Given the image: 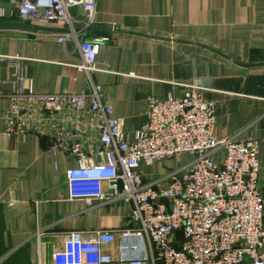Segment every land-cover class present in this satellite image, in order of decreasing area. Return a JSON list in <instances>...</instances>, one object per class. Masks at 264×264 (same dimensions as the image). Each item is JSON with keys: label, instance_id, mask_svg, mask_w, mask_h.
<instances>
[{"label": "crops", "instance_id": "1", "mask_svg": "<svg viewBox=\"0 0 264 264\" xmlns=\"http://www.w3.org/2000/svg\"><path fill=\"white\" fill-rule=\"evenodd\" d=\"M15 1L0 0L4 10L12 4L11 15L0 21L18 20ZM96 3L94 23L76 24L77 39L65 44L57 40L68 31L62 22L38 23L49 28L43 30L0 27V91L17 88L21 71L25 86L36 92L89 89L88 75L78 67V42L107 37L91 75L130 137L147 122L149 97L181 94L186 84H197L215 103L217 140H260L264 190V0ZM71 12L82 18L81 7ZM7 103L0 97V264H50L63 254L73 231L131 225V207L122 201L89 205L70 199L67 170L75 158L51 149L45 135H9L3 119ZM174 159L143 163L141 171L147 180H157L175 168L165 166ZM108 250L116 255L117 245Z\"/></svg>", "mask_w": 264, "mask_h": 264}, {"label": "built area", "instance_id": "2", "mask_svg": "<svg viewBox=\"0 0 264 264\" xmlns=\"http://www.w3.org/2000/svg\"><path fill=\"white\" fill-rule=\"evenodd\" d=\"M81 7L82 18L71 10ZM18 20L62 22L63 44L77 39L76 24L95 21L96 0H16ZM0 17H6L0 8ZM107 37L78 42L80 70L90 88L79 93L36 92L20 84L3 113L6 132H32L49 138L52 149L72 155L67 170L69 198L122 201L131 207L130 226L121 230L71 232L63 254L50 264H264V190L260 188L257 138L214 137L215 103L197 84L181 94L148 98L147 122L133 137L92 78ZM191 154L187 164L147 180L141 165ZM166 181V183H163ZM117 245V254L108 250Z\"/></svg>", "mask_w": 264, "mask_h": 264}, {"label": "water", "instance_id": "3", "mask_svg": "<svg viewBox=\"0 0 264 264\" xmlns=\"http://www.w3.org/2000/svg\"><path fill=\"white\" fill-rule=\"evenodd\" d=\"M5 10L7 13V16L11 15L12 10V4L7 3L5 6ZM2 26H12V27H21L25 29H34V30H43V29H49L44 26H40L34 23H28V22H22L19 20H6V21H0V27ZM172 39V38H170Z\"/></svg>", "mask_w": 264, "mask_h": 264}, {"label": "rangeland", "instance_id": "4", "mask_svg": "<svg viewBox=\"0 0 264 264\" xmlns=\"http://www.w3.org/2000/svg\"><path fill=\"white\" fill-rule=\"evenodd\" d=\"M192 160V156L189 154H183V155H179L176 156L174 160H170L169 163H165V166L170 168V167H180L183 166L185 164H187L188 162H190Z\"/></svg>", "mask_w": 264, "mask_h": 264}]
</instances>
